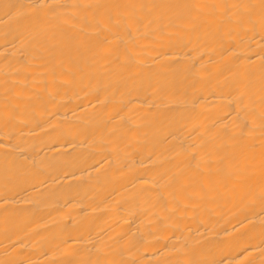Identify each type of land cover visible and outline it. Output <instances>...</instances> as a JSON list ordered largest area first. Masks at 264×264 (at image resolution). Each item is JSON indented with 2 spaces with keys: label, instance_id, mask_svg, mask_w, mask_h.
<instances>
[{
  "label": "bare ground",
  "instance_id": "bare-ground-1",
  "mask_svg": "<svg viewBox=\"0 0 264 264\" xmlns=\"http://www.w3.org/2000/svg\"><path fill=\"white\" fill-rule=\"evenodd\" d=\"M0 264H264V0H0Z\"/></svg>",
  "mask_w": 264,
  "mask_h": 264
}]
</instances>
